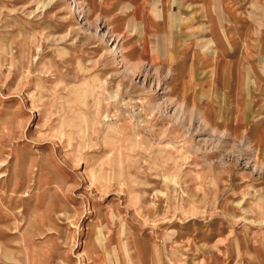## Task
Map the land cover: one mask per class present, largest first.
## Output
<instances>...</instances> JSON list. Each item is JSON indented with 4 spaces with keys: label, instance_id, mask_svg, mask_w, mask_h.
I'll return each instance as SVG.
<instances>
[{
    "label": "rangeland",
    "instance_id": "1",
    "mask_svg": "<svg viewBox=\"0 0 264 264\" xmlns=\"http://www.w3.org/2000/svg\"><path fill=\"white\" fill-rule=\"evenodd\" d=\"M49 1L0 0V264H264V0Z\"/></svg>",
    "mask_w": 264,
    "mask_h": 264
},
{
    "label": "crops",
    "instance_id": "2",
    "mask_svg": "<svg viewBox=\"0 0 264 264\" xmlns=\"http://www.w3.org/2000/svg\"><path fill=\"white\" fill-rule=\"evenodd\" d=\"M208 0H204L203 1V4H204V6H205V10H206V12H207V15H210V16H212V20L211 21H213V20H216L215 19V17H214V12H213V10L212 9H210V10H208L209 8H208V6H210L209 4H208ZM227 5H228V7H229V11L228 12H231V0H228L227 1ZM231 14V13H230ZM211 29L212 30H217L218 32L220 31V27H219V25L217 24V23H215L214 21L211 23ZM211 34H212V31H211ZM212 37H213V35H211ZM219 36L221 37V34H219ZM211 37V38H212ZM214 38V37H213ZM215 40V39H214ZM225 41L224 40H222V43H224ZM230 43H228V45H229ZM217 46H218V51L220 50V48H221V45L218 43L217 44ZM223 46V45H222ZM230 46V45H229ZM218 57H219V52H217L216 53V55H215V57H214V61H218Z\"/></svg>",
    "mask_w": 264,
    "mask_h": 264
},
{
    "label": "bare ground",
    "instance_id": "3",
    "mask_svg": "<svg viewBox=\"0 0 264 264\" xmlns=\"http://www.w3.org/2000/svg\"><path fill=\"white\" fill-rule=\"evenodd\" d=\"M52 0H50L48 3H50ZM221 135V134H220ZM224 136V135H223ZM218 138H220V136L218 137ZM223 139V138H222Z\"/></svg>",
    "mask_w": 264,
    "mask_h": 264
}]
</instances>
